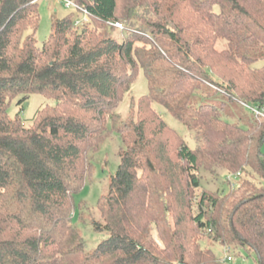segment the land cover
<instances>
[{"label": "trees", "instance_id": "1", "mask_svg": "<svg viewBox=\"0 0 264 264\" xmlns=\"http://www.w3.org/2000/svg\"><path fill=\"white\" fill-rule=\"evenodd\" d=\"M41 1L0 0V264H219L191 231L264 264V120L228 119L233 105H264V0H72L88 24L69 14L39 47ZM141 72L149 93L123 118ZM33 94L55 103L27 127L8 110ZM112 133L120 164L93 220L109 237L89 252L72 212ZM202 167L244 178L213 193Z\"/></svg>", "mask_w": 264, "mask_h": 264}, {"label": "rangeland", "instance_id": "2", "mask_svg": "<svg viewBox=\"0 0 264 264\" xmlns=\"http://www.w3.org/2000/svg\"><path fill=\"white\" fill-rule=\"evenodd\" d=\"M40 24L36 31V39L38 46L42 47L48 40L52 33L53 25L59 19L67 17L69 14L77 16L75 12L69 10L65 5L58 0H42L40 2ZM121 22V21H120ZM125 25V24H124ZM94 25H90L93 27ZM95 29V28H94ZM124 30H116L113 32V36L118 40H124L126 35ZM30 33L32 31L30 30ZM220 48H224V45ZM258 67L264 66V60L258 62ZM149 93V83L141 72L131 90L126 95L124 102L120 105L119 114L126 118L130 110V100L135 98H141ZM221 100V99H220ZM18 100H15L9 107L8 113L12 119H14L23 109L22 117L26 121L27 127L32 125L35 117L47 105H53L55 101L47 99L41 94L31 95L27 101L24 102L23 106L18 105ZM156 110L162 114L165 121L181 134L188 143L193 146L194 138L193 134L173 117L164 107L155 105ZM235 117L228 118L234 123H239L240 118L244 120L252 119L253 114L248 109L239 105L232 106ZM226 118V119H227ZM243 120V121H244ZM112 126L110 125V128ZM111 130V129H110ZM122 146L121 138L118 134L112 133L98 151H92L90 153L91 162L93 169L88 175V178L84 184L82 191L75 197L76 203L80 205L79 212H72L75 223L78 225L83 238L86 241L87 251L96 249L100 243L109 237L106 232H98L94 230L93 220L103 222L101 212L98 209L99 201L103 196H107L109 193L110 179L115 173L120 164V148ZM264 151V146H263ZM200 176L205 190H209L213 193H227L230 190H236L237 184L243 175L235 176L228 173L225 169L215 168V171H207L203 167L200 170ZM235 176V177H234ZM227 179L230 180L229 184ZM78 211V210H77ZM83 216L84 219H81ZM189 225L188 227H190ZM191 236H195L198 239V245L200 250H210L213 254L218 256L219 264H258L256 260V254L250 251L248 248H236L235 245L224 244L222 245L214 236L209 233H198L190 232ZM193 234V235H192ZM154 239L159 243L160 248H164V245L159 242L158 235L155 231H152ZM215 238V239H214ZM238 249V250H237ZM226 256H233V261H226Z\"/></svg>", "mask_w": 264, "mask_h": 264}, {"label": "built area", "instance_id": "3", "mask_svg": "<svg viewBox=\"0 0 264 264\" xmlns=\"http://www.w3.org/2000/svg\"><path fill=\"white\" fill-rule=\"evenodd\" d=\"M62 2L65 7L69 10H72L77 14V16H74V22L75 26L80 28L83 27L84 25L88 24L90 18H89V13L85 8L80 7L78 4H76L72 0H58ZM74 14V13H73ZM113 27H115L118 30L123 31L124 30V23L123 22H114L111 24ZM245 108H247L251 113L258 119L264 120V105H248L246 103H242ZM226 261H233L234 257L233 256H226L225 258Z\"/></svg>", "mask_w": 264, "mask_h": 264}]
</instances>
